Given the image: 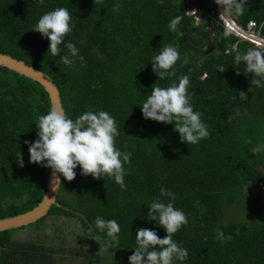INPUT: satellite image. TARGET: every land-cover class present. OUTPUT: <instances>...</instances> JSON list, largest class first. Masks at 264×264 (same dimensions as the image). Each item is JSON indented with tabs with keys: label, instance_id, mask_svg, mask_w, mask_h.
<instances>
[{
	"label": "trees",
	"instance_id": "16d2710c",
	"mask_svg": "<svg viewBox=\"0 0 264 264\" xmlns=\"http://www.w3.org/2000/svg\"><path fill=\"white\" fill-rule=\"evenodd\" d=\"M117 3L121 7L114 10ZM57 7L72 13L74 27L65 44L79 49L84 64H63L48 52L47 37L33 31L39 18ZM245 7L234 18L238 26L264 22V0H245ZM192 8L205 22L188 15ZM177 15L183 16L178 25L182 37L168 27ZM223 30L214 0H0V53L48 75L70 119L89 110L108 112L120 129L116 147L132 153L131 163L124 165L125 188L107 176L81 175L77 166L73 181L61 177L59 206L29 226L40 228L49 216L76 218L85 238L99 237L104 247L97 255L83 250L82 264H129L138 228L166 235L148 215L154 199L169 202L160 196L164 187L175 193L174 207L188 218L173 237L188 250V258L176 264H264V192L259 188L264 152H250L264 144V87L248 91L252 76L234 58L237 50L243 53L251 45L240 41L233 50L237 38L226 37ZM168 44L178 48L181 58L176 75L161 80L151 60ZM60 48V55L68 54L64 44ZM221 66L224 72H218ZM183 75L190 78L189 94H195L192 106L210 132L195 145L180 141L174 123L142 115L154 84L167 87ZM240 91L247 100L239 99ZM49 109L39 84L0 68V219L32 209L44 194L49 168L29 162L25 141L38 139L37 118ZM18 151L23 167L18 166ZM251 188L255 192H248ZM230 208L243 218L224 223ZM97 217L120 225L118 244L95 227ZM217 230L224 233L223 240L215 238ZM14 231L0 233V264L64 263V248L14 240Z\"/></svg>",
	"mask_w": 264,
	"mask_h": 264
},
{
	"label": "clouds",
	"instance_id": "9594fccd",
	"mask_svg": "<svg viewBox=\"0 0 264 264\" xmlns=\"http://www.w3.org/2000/svg\"><path fill=\"white\" fill-rule=\"evenodd\" d=\"M43 3V0H40ZM223 11L218 19L224 24V35L230 36L239 33V26L234 18L242 16L245 12V0H215ZM119 3L114 5V10L119 9ZM189 13L195 14L197 19L202 21L196 10ZM183 16L177 15L171 19L168 27L172 32L183 36L178 31V25ZM72 13L65 7H57L54 10L43 14L33 31L47 37L49 50L53 56H60L65 65H75L79 60L84 64L85 58L80 55L79 49L72 43L65 44V37L73 31ZM255 47L248 48L245 52L237 50L234 63L239 66L245 64V70L251 74L250 92L254 87H264V37L259 34L253 41ZM64 44L68 50L67 55H60V45ZM180 52L173 44L160 48L159 53L152 58V68L159 79L174 77L175 65L180 60ZM186 63V60L184 61ZM224 67H219L218 72H224ZM190 78L188 75L179 77L178 83L172 81L170 86H152L151 94L147 96L142 104V115L145 119H151L164 124L174 123V131L179 133L181 142L188 145H195L202 139L210 136L208 126L202 121V113L195 111L189 94ZM241 101L247 100V93H238ZM236 100V97H233ZM239 112L237 111V115ZM37 136L34 142L25 141L28 144L29 162L51 168L53 180L52 191L56 192L61 184L57 173L69 182L76 177L74 171L77 166L81 169V175H91L94 179H101L105 176L113 178L115 183L122 189L126 187L124 177L126 170L124 165L131 163V152L121 151L116 147L117 137L120 129L117 122L108 112L99 110L93 112L85 111L82 115L70 119L67 114L58 106H53L47 114L37 118ZM245 143L250 144L251 140L246 139ZM254 155L264 152V144H258L250 149ZM18 166L23 167L22 153L18 151ZM46 162V163H45ZM160 196L167 197L169 202H162L159 198L152 201L148 215L152 221L158 220L166 235L160 238L152 229L138 228L136 230V244L129 264H176L188 258V250L178 245L173 239L174 235L188 223L186 214L174 207L176 200L175 193L161 187ZM95 227L101 232H106L110 242H119L120 225L115 220H105L97 217ZM216 239L223 240L224 233L216 232ZM99 237L96 238V241ZM158 246V248L156 247ZM156 249V250H150Z\"/></svg>",
	"mask_w": 264,
	"mask_h": 264
},
{
	"label": "rangeland",
	"instance_id": "374dc122",
	"mask_svg": "<svg viewBox=\"0 0 264 264\" xmlns=\"http://www.w3.org/2000/svg\"><path fill=\"white\" fill-rule=\"evenodd\" d=\"M248 192H255V189L251 188ZM241 218H243V214L240 211L230 208L227 210L223 222L228 223ZM12 238L17 241H35L50 247L64 248L66 252H64L65 261L63 264H82L81 252L83 250L96 253V255L104 253L103 244L86 239L80 222L73 217L49 216L40 228L27 226L14 231Z\"/></svg>",
	"mask_w": 264,
	"mask_h": 264
},
{
	"label": "water",
	"instance_id": "95a60500",
	"mask_svg": "<svg viewBox=\"0 0 264 264\" xmlns=\"http://www.w3.org/2000/svg\"><path fill=\"white\" fill-rule=\"evenodd\" d=\"M0 68L12 71L24 78L39 84L48 96L50 108L58 106L63 110L58 88L52 79L42 71L27 65L22 60H17L9 55L0 53ZM64 111V110H63ZM61 182L62 175L56 174ZM52 169L49 168L47 182L44 194L40 202L32 209L11 217L0 219V233L5 231L17 230L34 224L36 221L45 217L51 206H59L56 197L59 191L58 186L56 192L52 191ZM55 181L53 180V184Z\"/></svg>",
	"mask_w": 264,
	"mask_h": 264
},
{
	"label": "built area",
	"instance_id": "2783aa9c",
	"mask_svg": "<svg viewBox=\"0 0 264 264\" xmlns=\"http://www.w3.org/2000/svg\"><path fill=\"white\" fill-rule=\"evenodd\" d=\"M192 10H196V9L192 8L190 11ZM215 11L219 17V14L223 11V9L221 6H218L215 3ZM188 15H194V14L188 13ZM220 23L221 26L224 28L223 22L220 21ZM239 29H240L239 33L233 34V36L237 38L236 43L232 46L233 50H235L237 43L240 41L247 42L249 45H251V47H255L256 44L253 43V41L256 39V35L259 34L261 37H264V22L261 24H257L255 21H248L245 27L239 26ZM259 188L260 191L264 192V184H260Z\"/></svg>",
	"mask_w": 264,
	"mask_h": 264
}]
</instances>
